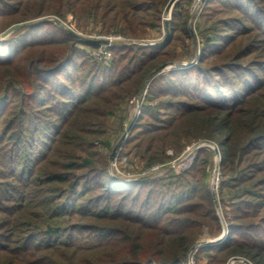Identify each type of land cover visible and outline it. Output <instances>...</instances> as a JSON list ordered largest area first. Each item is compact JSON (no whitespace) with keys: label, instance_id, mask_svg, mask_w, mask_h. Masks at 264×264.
<instances>
[{"label":"trees","instance_id":"obj_1","mask_svg":"<svg viewBox=\"0 0 264 264\" xmlns=\"http://www.w3.org/2000/svg\"><path fill=\"white\" fill-rule=\"evenodd\" d=\"M169 1L0 0V18L6 28L72 14L101 23L103 33L143 37L160 28ZM191 2H175L166 42L114 44L118 58L107 65L80 48L104 39L68 29L40 34L44 20L0 40V264H185L204 225L220 231L209 152L200 150L177 179L120 180L108 171L113 147L96 144L126 98L177 58L176 43L193 38ZM203 16L198 64L151 81L167 114L146 103L126 153L151 165L170 161L193 137L216 139L233 212L226 239L198 257L264 264V0H209Z\"/></svg>","mask_w":264,"mask_h":264},{"label":"rangeland","instance_id":"obj_2","mask_svg":"<svg viewBox=\"0 0 264 264\" xmlns=\"http://www.w3.org/2000/svg\"><path fill=\"white\" fill-rule=\"evenodd\" d=\"M208 1L209 0L204 3L202 0H192L191 4L188 5V10L191 15L188 23V28L193 38L186 40L184 44L176 43L174 49L177 58L162 63L146 77L140 91L138 93L129 95L126 98V101L121 109L117 110L115 115L110 116V118L108 119L109 131H107V133L103 135L101 139L96 141V144L99 143L102 152H109V147H113V150L110 153L108 171L110 175L116 176L120 180H135L142 176L155 179H177V176L183 174V172L194 163L195 159L200 153V150L203 149L210 153L208 155L209 163L206 169V181L209 183L210 191L214 196L213 198L216 203L215 208L220 220L221 229L219 232L217 231L216 234H213L209 226L204 225L202 228V234L198 237V239H196V242L188 251L185 264H209L208 257L206 255L202 258L198 257V249L205 245L218 244L209 243L208 241L217 239L223 233L226 223L228 224L226 213L228 215H231L233 212V200L231 201L229 199L227 190H224L222 192L223 182L229 181V176L224 175L222 170L224 149L220 146L216 139L209 138L206 136V133H203L202 136L193 137L190 141L186 140L182 151L174 156V158L170 161L156 162L149 165L144 160H142L141 156L138 155L135 151L127 154L126 152L128 146L125 143L134 124L139 118L138 117L136 119V113L138 109L140 108L141 114L142 109L146 103L162 107L161 114L163 116L167 114V112L165 111V107H163L164 104L162 106L159 99H156L153 95H150L149 86L151 81L160 74L170 73L172 71L180 70L198 64L199 58L201 56L202 45L205 39L203 32L209 25V19L203 16ZM167 5L162 12L160 28L153 30L149 29L148 33L143 37L126 36L121 33H103V26L101 23H97L93 20L87 23H85L84 21H78L72 14H67L66 17H60L55 14H47L40 18L14 23L7 26L6 28L5 26L7 24V19L0 18V40L12 36L13 34H15L17 29L19 30L20 27L28 23L44 20L46 23L42 26L40 34L53 31L58 32L57 29H68L82 38L104 40L109 39L111 42L107 44L104 43L95 49L87 47L83 44L80 45V48L83 49V51L88 52L92 55L93 62L107 65L114 61L115 58H118V55L115 56L114 52L111 51L112 45L114 44L120 46L124 45L128 47H138L154 46L166 42L170 37V30L169 26L166 25L165 18L168 15L172 17V10L174 6L173 5L170 10H168ZM6 32L10 33L7 36H4ZM260 52L264 55V49ZM161 66L164 67L159 69V67ZM258 70H260V68H258ZM139 96H141L142 99L141 106H139L135 101V98L138 99ZM121 141L122 145L117 150L115 158L112 159L111 155L115 149V146ZM102 143L107 145L104 146V144ZM169 151L172 153L171 150ZM218 160H221V163H218ZM155 167L157 168L153 170V168ZM216 167H219L220 169L219 176L216 174ZM217 181L219 182L218 187L214 186ZM246 261L249 260L240 256H232L226 261V264H248ZM251 264L253 263L251 262Z\"/></svg>","mask_w":264,"mask_h":264},{"label":"built area","instance_id":"obj_3","mask_svg":"<svg viewBox=\"0 0 264 264\" xmlns=\"http://www.w3.org/2000/svg\"><path fill=\"white\" fill-rule=\"evenodd\" d=\"M204 3L207 1V0H202ZM170 15H168L166 18H165V20L166 21H169L170 20ZM107 40H109V39H107ZM109 42H111L110 40H109ZM108 42V43H109ZM142 99H141V96H139V98L137 99V98H135V101L138 103V105L139 106H141V103H142V101H141ZM139 115H140V108L138 109V111H137V113H136V119L139 117ZM190 159H191V157H190ZM191 161V160H190ZM218 163H221V160H218ZM158 167V166H157ZM157 167H155V168H153V170H155ZM216 174L219 176L220 175V169H219V167H216ZM218 185H219V182L217 181L216 183H215V185L214 186H216V187H218ZM228 234H229V227H228V224L226 223V225H225V227H224V231H223V233L217 238V239H214V240H211V241H208L209 243H220V242H222V241H224L225 239H226V237L228 236Z\"/></svg>","mask_w":264,"mask_h":264},{"label":"water","instance_id":"obj_4","mask_svg":"<svg viewBox=\"0 0 264 264\" xmlns=\"http://www.w3.org/2000/svg\"><path fill=\"white\" fill-rule=\"evenodd\" d=\"M175 2H176V0H170L169 3H168V5H167V9L170 10V8L174 5ZM166 25L169 26V21H166ZM10 32H11V31H10ZM10 32H6V33L4 34V36H7ZM104 41H105V42H109V40H107V39H105ZM164 66H165V65H164ZM164 66L159 67V69H161V68L164 67ZM130 129H131V127H130ZM121 145H122V141L119 142V143L115 146V149H114V151H113V153H112V155H111V158H112V159L115 158L116 153H117V150L121 147ZM246 262H247L248 264H251V262H249V261H246Z\"/></svg>","mask_w":264,"mask_h":264}]
</instances>
